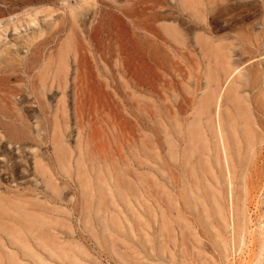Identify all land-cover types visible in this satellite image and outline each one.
Instances as JSON below:
<instances>
[{"label":"rangeland","instance_id":"1","mask_svg":"<svg viewBox=\"0 0 264 264\" xmlns=\"http://www.w3.org/2000/svg\"><path fill=\"white\" fill-rule=\"evenodd\" d=\"M0 50V264H254L264 0H0Z\"/></svg>","mask_w":264,"mask_h":264},{"label":"bare ground","instance_id":"2","mask_svg":"<svg viewBox=\"0 0 264 264\" xmlns=\"http://www.w3.org/2000/svg\"><path fill=\"white\" fill-rule=\"evenodd\" d=\"M75 8H76V6H72L70 10H72V9L74 10ZM39 24H40V22H39L38 18H31L30 22L28 23V26L35 29L36 27L39 26ZM16 27H17V25L15 24L14 28H16ZM4 59H5L4 54L0 50V62H2V60H4ZM221 143L223 144L225 151H227L226 141L224 139V135L221 138ZM239 227H242V225H239ZM260 239H261V248H260L257 256L255 257V259L252 262L254 264H264V225L261 228Z\"/></svg>","mask_w":264,"mask_h":264}]
</instances>
